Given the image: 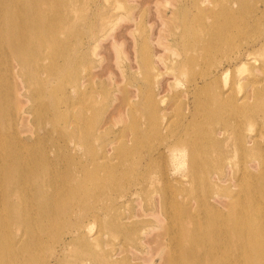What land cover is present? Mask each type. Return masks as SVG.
<instances>
[{
    "label": "rangeland",
    "instance_id": "rangeland-1",
    "mask_svg": "<svg viewBox=\"0 0 264 264\" xmlns=\"http://www.w3.org/2000/svg\"><path fill=\"white\" fill-rule=\"evenodd\" d=\"M42 4L48 16L40 22L49 32V41L33 48L40 65L32 66L30 80L15 75L12 81L18 98L23 100L22 93H29L31 100L26 104L36 107L25 116L28 130L22 132L18 126L9 132L10 137L26 139L34 150L48 148L51 162L60 161L65 149L78 162L85 148L105 151L113 162L108 166L111 170L96 171L88 165L85 174L75 179L83 181L84 191L70 209L66 210L69 201L58 203L64 210L50 218L52 228L45 232L48 238L42 248L35 249L33 264H101L103 251H111L115 264H171L173 248L195 247L198 234L215 230L233 210L243 211V204L252 202L261 204L256 191L245 193L250 184L240 178L231 180L229 191L211 188L207 181L246 163L242 152L232 146L236 136L246 133V138L264 141V101L252 99L259 82L252 84L249 79L264 78V48L257 45L245 69L236 62L204 89L223 90L233 100L246 94L252 109L245 119L230 116L224 104L210 113L186 93L193 90V80L210 68L201 59L197 39L207 34L217 37L214 61L233 58L264 29V0H44ZM1 6L3 13L10 12V7L0 2ZM56 11L65 19L51 18ZM9 15V20L18 21L17 14ZM28 18L38 21L34 13L28 12ZM13 27L21 30L18 25ZM35 32L34 36L43 33ZM73 48L77 51L69 54ZM191 55L194 61L188 60ZM17 62L16 57L10 58V65ZM66 63L73 67L65 70ZM77 89L83 94L74 100ZM67 96L73 97L69 109ZM258 106L262 110H256ZM155 109L165 116L159 127ZM188 109L193 112L189 120L182 114ZM47 127L48 133L44 132ZM37 137L41 139L35 141ZM213 137L217 140L210 142ZM192 150L211 165L203 175L191 174L192 184L185 178L179 184L184 189L178 191L175 178L167 180L164 170L180 160L187 172ZM251 151L263 152L261 148ZM120 156L126 159L116 162ZM0 161L6 163L7 158L1 155ZM59 163L41 175L67 172ZM106 188L113 190L114 200H104L102 190ZM170 191H176L177 200L169 196ZM87 199L93 203L92 211L84 209ZM213 214L215 220L210 219ZM117 216L126 223L135 220L142 230L141 239L139 234L114 235L104 223ZM56 229L73 238L68 244L51 238ZM174 230L188 233L175 243L168 238ZM86 237L92 239L91 245L82 247L80 239ZM206 249L198 246L200 252ZM11 257L20 259L17 254ZM15 264L27 263L16 260ZM186 264L200 261L188 259Z\"/></svg>",
    "mask_w": 264,
    "mask_h": 264
},
{
    "label": "bare ground",
    "instance_id": "bare-ground-1",
    "mask_svg": "<svg viewBox=\"0 0 264 264\" xmlns=\"http://www.w3.org/2000/svg\"><path fill=\"white\" fill-rule=\"evenodd\" d=\"M0 2L3 6L10 7V12H6L8 14L3 13V7H0V156L3 155V158H7L6 163L0 161V264H15L16 260L33 264V260L36 259L35 249L42 248L43 241L48 238L45 232L52 225L50 218L64 210L63 207H58L60 205L58 203L69 201L66 202V210L70 209L78 202L76 197L84 191L83 181L75 179L85 174L88 165H92L96 171L105 168L111 170L108 166L113 162V159L109 158L105 151L100 153L97 149L86 150L85 148L84 156L79 157L78 162H75L71 150L67 149L63 150L60 161L51 162L48 158V148L43 147L34 150L26 145L28 143L26 139L19 136L10 137L9 132L17 131L18 126L21 127L22 132L28 130L25 116L36 107L26 104L27 99L31 100L29 93H22L23 100L18 98L19 92L12 81L15 75L30 80L32 66L40 65L38 61L40 56L37 57L38 51L33 50V48L49 41V32L41 26L40 22L42 18L48 15L45 7H42L44 0H33L30 3H25L23 0H0ZM262 11H264V6ZM11 12L18 15V21L9 20ZM28 12L36 14L38 21H31L28 18ZM51 18L62 21L65 19V15L56 11L51 15ZM16 25L21 27L20 31L13 27ZM35 30H40L43 33L34 36ZM207 35L197 39L200 42L197 48L201 53L202 61L208 64L210 68L193 80V90L188 91L186 96L191 94L192 101L205 105L210 109V113L216 112V105L224 104L227 106V113L230 116L245 119L246 116H249L247 112L252 109L246 94L238 100H233L228 92L223 90L206 92L204 89L215 82L218 76L225 74L227 69L234 66L236 62H239V66L245 69V65L250 63L251 54L257 50V45L260 49L264 48V29L259 36L243 46L236 56L221 63L217 60L214 61L212 55L216 51L217 37ZM76 51L77 49L73 48L68 53L71 54ZM11 57H16L18 61L15 66L10 65ZM189 59L194 61L195 57L191 55ZM225 66L226 69L220 71ZM72 67L71 63H66L65 70ZM258 67L263 70L261 66ZM47 74H53V72L48 71ZM249 79L252 84L259 82L253 90L252 99L264 101V78L258 81ZM70 90V88H66L67 92ZM82 94L83 92L77 89L74 100L81 99ZM72 102L73 97L67 96L65 105L68 109L72 107ZM262 108L258 106L255 109L262 110ZM155 113H158L156 109ZM182 114L187 120L193 116L191 109L183 111ZM162 117L165 116H162L161 113L157 114V127L162 125L160 122ZM45 130L44 132L48 133L50 128L47 127ZM241 135L235 137L232 146L242 152L241 156L246 163L240 165L238 169L232 170L231 173L230 170H223L213 176V179H211L212 177L207 179V182L211 188L217 186L224 191H229L231 180L240 178L250 184L245 193L251 194L252 191H256L259 199H261L258 202L261 204L252 202L243 204V211L233 210L232 215L222 219L215 230L198 234L195 247L189 249H185L183 246L173 248L169 255L171 264H186L188 259H198L200 264H264V141H257L250 136L246 138V133ZM39 137L35 138V141H39L41 139ZM215 140L217 138L213 137L210 142ZM82 145L85 147L83 143ZM52 146L54 145L52 144ZM256 148H261L263 152L253 154L251 150ZM190 155V160H187L185 166L187 172L182 170L183 165L180 160L172 168L168 170L165 168L164 170V177L167 180H170L171 177L175 178L177 182L175 188L178 191L184 189L179 184L185 178L189 184H192L195 178L191 174L198 172L203 175L206 173V168L211 165V161L199 158L193 150ZM125 159L126 157L120 156L116 162ZM146 162L147 159L144 160V163ZM56 163L64 164V169L67 172H54L46 177L41 175L46 169L58 168L59 165ZM144 163H141V168H144ZM72 167L76 168V172H71ZM234 175L235 177H233ZM235 182L238 185L240 180L236 179ZM112 191L111 188L102 190L105 201L114 200L115 196ZM175 192L170 191L169 193V196L173 197V201L177 200ZM182 195L183 193H180V196ZM84 204L86 211H92L93 203L90 204L89 199L85 200ZM112 207L111 204V209ZM260 210L262 214L258 213ZM132 215L139 216L138 213ZM130 217L131 215L128 216V218ZM215 217L216 215L213 214L210 219L215 220ZM121 219L117 216L104 224L112 229L114 235L122 233L131 234V237H138L139 234V239H141L142 230L136 227L135 220L126 223ZM41 227L42 230H39ZM220 228H223L224 232L219 230ZM18 231H21L20 235L17 233ZM66 233V231L62 232L56 229L52 232L54 237L51 238L68 244L73 237L72 235L65 237ZM187 233L185 230H174L172 236H168V238H174L176 243L180 240V236ZM80 240L82 247L91 245L92 239L89 237ZM198 246H207V249L200 252ZM110 252L103 251L101 253L99 257L101 264H115L111 260L112 253ZM13 254H17L20 259H13L11 257ZM137 257L134 255V258L138 259Z\"/></svg>",
    "mask_w": 264,
    "mask_h": 264
}]
</instances>
